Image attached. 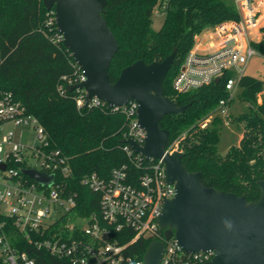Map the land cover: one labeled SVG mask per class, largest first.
<instances>
[{
  "label": "trees",
  "instance_id": "trees-1",
  "mask_svg": "<svg viewBox=\"0 0 264 264\" xmlns=\"http://www.w3.org/2000/svg\"><path fill=\"white\" fill-rule=\"evenodd\" d=\"M157 1L107 0L104 16L119 42L109 69L110 80L116 81L122 69L137 60H163L177 47L164 81V94L176 105L188 107L182 113L165 115L159 122L169 131L167 147L188 131L186 144L184 138L179 139L177 148L186 151L182 162L189 171H201L207 186L245 195L249 201L258 200L261 189L257 181L264 179V101L257 100L264 83L249 75L241 78L240 97L253 108L234 116L233 123L244 132L239 144L225 154L218 149L221 120L205 129L196 126L226 97L224 82L228 75L219 83L187 92H178L173 86L195 37L225 20L237 19L235 8L224 0H171L162 26L155 30L151 18ZM48 12L43 0H0V91L11 92L22 102L45 128L50 147L68 158L73 172L69 185L78 193V212L98 214L100 194L82 184L81 179L93 172L108 177L113 168L124 163L136 169L124 150L127 118L108 107L79 109L76 89L59 91L63 76L74 75L76 63L63 41L52 39L57 28L47 26ZM262 30L263 36L254 48L264 54V26ZM142 171L136 169L137 174ZM2 218L7 220L6 232L12 243L38 264H72L30 243L14 226L13 218ZM130 237L120 238V242ZM150 243L151 238L140 237L129 252L142 259ZM0 264H6L1 256Z\"/></svg>",
  "mask_w": 264,
  "mask_h": 264
},
{
  "label": "built area",
  "instance_id": "built-area-1",
  "mask_svg": "<svg viewBox=\"0 0 264 264\" xmlns=\"http://www.w3.org/2000/svg\"><path fill=\"white\" fill-rule=\"evenodd\" d=\"M170 1L158 0L155 9L166 13ZM232 5L238 18L225 20L197 35L173 82L178 92H187L228 75L224 82L227 95L215 108L220 120L227 123L233 122L230 105L241 89L240 80L248 61L257 52L254 43L261 40L264 26V0H233ZM47 16V26L57 28L54 9ZM212 38L214 42L209 40ZM52 39L63 41V34L57 29ZM85 79L84 70L76 63L74 75L63 76L58 89L64 93L68 85ZM76 90L79 109L108 107L123 113L127 118L126 138L144 143L146 131L138 124L136 101L110 106L92 97L85 104L86 91ZM259 95L264 97V89ZM206 117L198 122L202 128L210 124ZM17 127L21 133L33 129L35 143L17 142ZM182 149L167 147L168 151ZM124 150L142 173L137 174L136 169L133 171L124 163L113 168L108 177L96 172L84 176L81 183L100 194V210L98 214H81L76 209L78 193L69 185L73 172L68 158L59 149L50 147L45 128L22 102L9 91H0V163L6 164L5 169L0 168V174L12 182L11 185L5 182V189L0 191V256L4 263L38 264L12 243L6 232L7 220L2 217L13 218L14 226L30 243L54 256L67 258L72 264H144V258L129 252V247L140 237L164 242L157 264H203L210 260L214 251L186 252L174 236L166 238L159 225L165 200L176 193L175 184L166 179L163 160L147 159L127 143ZM24 169L53 174V183L42 185ZM129 235H132L130 240L120 242V238Z\"/></svg>",
  "mask_w": 264,
  "mask_h": 264
},
{
  "label": "water",
  "instance_id": "water-1",
  "mask_svg": "<svg viewBox=\"0 0 264 264\" xmlns=\"http://www.w3.org/2000/svg\"><path fill=\"white\" fill-rule=\"evenodd\" d=\"M54 9L57 29L63 44L86 79L67 86L68 91L84 89L85 104L97 97L110 106L130 100L138 103L137 119L146 131L143 144L133 138L124 143L147 159H162L166 179L175 184L174 197L166 199L158 217L166 238L174 236L186 252L214 251L203 264H264V179L257 181L261 195L249 201L245 195L219 190L202 182L201 171H189L182 162L185 150H167L169 131L159 122L169 113H182L188 105L178 106L164 94V81L176 56L177 47L163 60L146 63L137 60L122 69L116 81L109 69L119 42L104 16L107 0H43ZM221 77L215 80L219 83ZM5 169L6 164L0 163ZM42 185H51L53 174L24 169ZM164 242L154 240L144 264H157Z\"/></svg>",
  "mask_w": 264,
  "mask_h": 264
},
{
  "label": "rangeland",
  "instance_id": "rangeland-1",
  "mask_svg": "<svg viewBox=\"0 0 264 264\" xmlns=\"http://www.w3.org/2000/svg\"><path fill=\"white\" fill-rule=\"evenodd\" d=\"M228 4H232L233 0H224ZM166 17V13H162L158 9L154 8V13L151 18V26L153 29L158 30ZM211 42H214V38L209 39ZM244 75H249L252 76L264 83V54L259 53L258 51L256 52L255 55L252 56V58L248 61L245 70H244ZM261 92V91H260ZM259 92V93H260ZM258 93V103H262L264 101V97L260 96ZM241 95V89L236 92V95L231 102L230 105V112L232 116H239L240 114L244 112H250L253 108L249 103L243 101L240 97ZM205 118V117H204ZM213 118V119H212ZM206 119L208 122H210L209 126L211 127L215 121L218 119L220 120L217 112L215 109L211 111ZM10 128H13L12 124L7 125ZM207 126V127H209ZM219 143H218V149L221 154H225L232 146L238 145L240 142V139L243 135V129L240 128L237 124L235 123H227L226 120L221 121L219 124ZM197 129H205L207 127H200L197 123ZM16 130V141L21 143L22 145H32L35 143L36 140V133L33 129H25L21 133V129L19 127L15 128ZM20 134H22L20 136ZM187 135L188 131L182 133L178 138H176L173 143L171 144L174 149L177 148V141L179 139H183L185 142L187 140ZM192 137V134L190 135V138ZM186 138V139H185ZM186 144V142H185ZM184 150V149H182ZM6 178H3V176L0 174V191H3L5 189V182H8L5 180ZM5 180V181H4ZM8 184H12L11 181L8 182Z\"/></svg>",
  "mask_w": 264,
  "mask_h": 264
},
{
  "label": "bare ground",
  "instance_id": "bare-ground-1",
  "mask_svg": "<svg viewBox=\"0 0 264 264\" xmlns=\"http://www.w3.org/2000/svg\"><path fill=\"white\" fill-rule=\"evenodd\" d=\"M177 144H178V141H177Z\"/></svg>",
  "mask_w": 264,
  "mask_h": 264
}]
</instances>
